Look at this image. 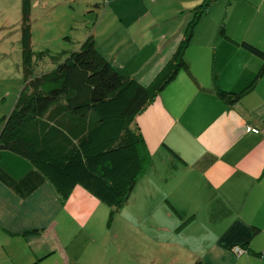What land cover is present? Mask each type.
I'll return each mask as SVG.
<instances>
[{"label":"crops","instance_id":"crops-1","mask_svg":"<svg viewBox=\"0 0 264 264\" xmlns=\"http://www.w3.org/2000/svg\"><path fill=\"white\" fill-rule=\"evenodd\" d=\"M222 8L226 34L264 50V0L225 1ZM206 15L186 52L188 70L138 116L152 161L128 202L147 233L139 231V244L138 231L123 233L126 264H264V74L232 105L214 93L243 90L261 60L218 34L222 16L207 23ZM181 38H171L167 52L156 46V62L164 65ZM7 92L0 84V118L12 106ZM109 210L81 186L62 199L28 159L0 149V264H96L83 257L96 239L98 213L103 220ZM239 245L261 256L238 255L232 247Z\"/></svg>","mask_w":264,"mask_h":264},{"label":"trees","instance_id":"trees-1","mask_svg":"<svg viewBox=\"0 0 264 264\" xmlns=\"http://www.w3.org/2000/svg\"><path fill=\"white\" fill-rule=\"evenodd\" d=\"M217 0L191 9L182 38L168 61L148 84L117 71L97 48L93 33L51 71L35 75L31 59L30 0H22V85L12 111L0 118V149L28 159L62 199L78 186L110 208L112 220L130 200L152 156L138 116L180 71L188 70L186 52L200 19ZM233 0H226V6ZM224 17L218 34L261 60L254 80L240 92L217 87L226 104L239 101L264 74V50L226 34ZM185 224V223H184ZM181 223L178 227H181ZM241 253L261 256L246 245ZM193 264H206L196 260Z\"/></svg>","mask_w":264,"mask_h":264},{"label":"rangeland","instance_id":"rangeland-1","mask_svg":"<svg viewBox=\"0 0 264 264\" xmlns=\"http://www.w3.org/2000/svg\"><path fill=\"white\" fill-rule=\"evenodd\" d=\"M202 1L185 4V0H30L33 73L39 75L56 68L70 53L78 50L92 32L103 51L114 52L113 57L107 59H115L117 71L148 84L163 67L162 62H156L152 51L162 46L167 52L171 38L178 32L182 35L186 12ZM225 1L217 0L204 21L210 23L212 19L223 18ZM21 19L22 0H0V84L8 89L7 102L13 103L7 114L22 85ZM152 67L157 70L151 72ZM174 175L178 181L180 176ZM134 194L135 191L132 198ZM135 207L128 202L113 220H109L110 210L103 220L98 213L96 239L83 260L92 258L96 264H126L122 251L123 233L138 231L135 236L138 244L139 231L147 233L139 227L138 214L132 211ZM158 217V212H154V219ZM162 220L160 217L159 222ZM178 222L179 226L182 222ZM111 233L116 234L114 254L113 247L110 250L108 246Z\"/></svg>","mask_w":264,"mask_h":264},{"label":"built area","instance_id":"built-area-1","mask_svg":"<svg viewBox=\"0 0 264 264\" xmlns=\"http://www.w3.org/2000/svg\"><path fill=\"white\" fill-rule=\"evenodd\" d=\"M253 131H254V130H253ZM235 252L241 253V249L236 248V249H235Z\"/></svg>","mask_w":264,"mask_h":264},{"label":"clouds","instance_id":"clouds-1","mask_svg":"<svg viewBox=\"0 0 264 264\" xmlns=\"http://www.w3.org/2000/svg\"><path fill=\"white\" fill-rule=\"evenodd\" d=\"M252 131H253V130H252ZM236 248H239V247H235L234 250H235ZM239 249H240V248H239Z\"/></svg>","mask_w":264,"mask_h":264}]
</instances>
